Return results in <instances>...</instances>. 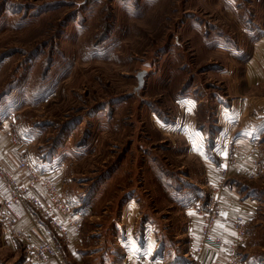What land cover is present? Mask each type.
Masks as SVG:
<instances>
[{
  "label": "rangeland",
  "instance_id": "obj_1",
  "mask_svg": "<svg viewBox=\"0 0 264 264\" xmlns=\"http://www.w3.org/2000/svg\"><path fill=\"white\" fill-rule=\"evenodd\" d=\"M2 122L39 172L57 167L83 217L78 237L60 238L32 213L56 260L75 245L73 264H195L204 164L224 153L227 178L210 186L220 207L256 203L235 253L264 264V0H0ZM17 246L0 230V264L23 263Z\"/></svg>",
  "mask_w": 264,
  "mask_h": 264
},
{
  "label": "built area",
  "instance_id": "obj_2",
  "mask_svg": "<svg viewBox=\"0 0 264 264\" xmlns=\"http://www.w3.org/2000/svg\"><path fill=\"white\" fill-rule=\"evenodd\" d=\"M0 125V137L2 135ZM13 146L19 144L18 137L7 133ZM252 167L258 165L257 148L251 146L249 151ZM19 173H25L28 178L22 181ZM58 175L56 171L49 172ZM228 169L220 170V181L227 178ZM0 183L4 186L5 194L0 199V230L4 242L15 241L24 248L25 259L22 264H49L57 259V251L36 230L37 215L39 219L49 222L50 227L60 238L78 237L81 232L82 216L75 214L66 198L61 194L56 177H50L39 172L28 156L22 155L17 163L16 171L9 170L0 159ZM218 186H222L220 183ZM210 193L205 206L196 205L193 217L195 220V236L193 243V259L195 262L204 250L209 249L215 253H223L225 261L222 264H241L235 251L244 248L248 242V228L250 218L240 213L234 215L232 225L233 240L228 242L223 237L213 233L214 226L222 216L219 191L208 185ZM17 206L24 207L29 213V224L32 229L25 228L23 217L17 212ZM39 241L35 242L34 238ZM130 257V258H129ZM123 264H164L162 261H151L137 254L125 256Z\"/></svg>",
  "mask_w": 264,
  "mask_h": 264
},
{
  "label": "crops",
  "instance_id": "obj_3",
  "mask_svg": "<svg viewBox=\"0 0 264 264\" xmlns=\"http://www.w3.org/2000/svg\"><path fill=\"white\" fill-rule=\"evenodd\" d=\"M257 54H258V56L260 55L259 50H258ZM255 74H257V73L252 71L251 69H249L247 71V82L249 85L250 84L252 85L255 82V79L257 78V76L255 77ZM230 123H234V122H230ZM2 129H3L2 135L0 137V159L2 160L3 164L9 170H12L13 172L16 171L17 163H18L20 156L22 154V155L28 156L29 159L31 160V162L36 167L35 163L32 161V159L30 158V155L26 151L25 145L23 146V144L20 143V146H17V145L13 146L10 143V140L8 138V135H7V133L10 131V129H9V126L6 125L4 122H2ZM223 132H225V128H223ZM225 145H226L225 147L227 149L228 145L227 144H225ZM250 147H251V145H247V144L240 146V149L237 150L238 154H248L249 155V148ZM220 154L218 155V156H220V159L218 161V163H219L218 165H216L213 162H209V161H207L204 164L207 168L206 176H207V184L208 185L212 184V185L216 186L217 184H219L218 181L220 179V176H219L220 170L223 168V166L225 164H226V166L224 168H228L227 161L229 159H227L226 156L224 157V153H223V155L222 154L220 155ZM233 157L235 158V156H231V158H233ZM244 165L245 164L239 165V163H238L237 167L238 168L241 167L242 170H245L246 168L244 167ZM36 169H37V167H36ZM55 169H57V167L52 168V169L50 168V169L40 170V172H44L48 176L56 177L58 187L60 188L61 193L65 196L64 190L62 188V181H61L60 177L58 179L57 175L54 176L53 173H49L50 171L53 172V170H55ZM19 177L22 181H24L25 175L23 173H19ZM224 191H226V189ZM255 204L256 203L254 201H248V200H247V202L244 201V202L239 204L236 201L235 202L232 201L231 198L230 199L227 198V200L221 205V207H222L221 208L222 209V218L220 220L221 221L220 225H218L214 228L213 233L223 237L228 242L232 241L233 237H232L231 221L233 220L234 215L236 213L241 212L242 215H244L248 218H252L253 210H254L253 208H254ZM16 210L23 217L24 222L27 223L29 221L30 213L22 206H17ZM187 214H189V210L187 211ZM40 221H41V224H40L39 229H40L42 235L44 236V238L48 240L49 235H50L49 229H48L49 227L47 226L48 224L45 221H42V220H40ZM34 240H35V242H38L39 238L35 237ZM7 245H9V246L13 245L15 247H18L17 243L12 241V240L7 241ZM74 247H75V245L74 246L69 245L68 252H66L67 258L63 257L62 253L60 251L62 258H59L58 260H52L51 263H49V264H73V263H71L72 261H70V260L75 258V255H73V253L71 251V249L74 250ZM17 249L18 248H15V250H17ZM146 256L149 257V255H146ZM223 261H224V257L222 254H220V253L216 254L215 251L206 249V250H204L203 254L198 258V260L195 264H222Z\"/></svg>",
  "mask_w": 264,
  "mask_h": 264
}]
</instances>
